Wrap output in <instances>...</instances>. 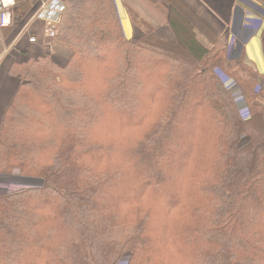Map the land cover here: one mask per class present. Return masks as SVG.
<instances>
[{
	"label": "trees",
	"instance_id": "obj_1",
	"mask_svg": "<svg viewBox=\"0 0 264 264\" xmlns=\"http://www.w3.org/2000/svg\"><path fill=\"white\" fill-rule=\"evenodd\" d=\"M133 1L176 39L64 0L70 61L12 66L0 177L40 186L0 194V264H264L263 76L179 0Z\"/></svg>",
	"mask_w": 264,
	"mask_h": 264
},
{
	"label": "crops",
	"instance_id": "obj_2",
	"mask_svg": "<svg viewBox=\"0 0 264 264\" xmlns=\"http://www.w3.org/2000/svg\"><path fill=\"white\" fill-rule=\"evenodd\" d=\"M116 4L123 31L128 39H135L141 33L134 30L138 25L132 21L131 13L143 21L141 26L161 30L162 27L152 18L145 9L133 0H113ZM187 7L196 18L218 35L233 39H241L242 28L245 21L259 23L264 28V15L259 14L253 8L259 7L264 12V4L258 0H179ZM255 5V6H253ZM65 5L64 0L28 1L15 0L12 9L13 23L6 28L0 27V122L13 97L17 93L21 80L11 74V68L15 63L26 62L29 59H39L51 56L61 66H65L71 59L72 53L68 49L58 46L54 37L50 35L48 27H53L61 21ZM171 27V26H167ZM165 31V29H164ZM159 31V39L171 40L170 33ZM173 34V33H172ZM174 36V34H173ZM35 39V42H31ZM199 39L206 44L205 38L199 34ZM245 51L249 65L259 71L264 80V56L261 46V33L252 38H246ZM264 84V81H262ZM24 180H3L0 184L12 183L13 188L28 187Z\"/></svg>",
	"mask_w": 264,
	"mask_h": 264
},
{
	"label": "built area",
	"instance_id": "obj_3",
	"mask_svg": "<svg viewBox=\"0 0 264 264\" xmlns=\"http://www.w3.org/2000/svg\"><path fill=\"white\" fill-rule=\"evenodd\" d=\"M28 1H32V2L42 1L43 2V0H28ZM14 6H15V0H0V27L1 28H6L12 25L13 23L12 9ZM253 9H257L258 11L255 10L256 12L264 15V12L259 7L256 6ZM261 29H262L261 24L245 21L242 31H241L242 32L241 39L232 40V42L230 43L229 54H231L233 57H237L244 49L245 45H244L243 39L258 36L261 33ZM47 32L50 35H52V37H55L56 28L51 26L50 24ZM35 41H36L35 39L31 40V42H35ZM228 88L232 91V93L238 94V96L240 97V99L242 100L244 104V107L246 108L243 110L246 111L247 106L244 102L242 94L240 90L238 89L237 85L234 82L229 83ZM15 175L17 174L15 173L13 176H6V177H0V178H2L3 180L11 181L16 178Z\"/></svg>",
	"mask_w": 264,
	"mask_h": 264
},
{
	"label": "rangeland",
	"instance_id": "obj_4",
	"mask_svg": "<svg viewBox=\"0 0 264 264\" xmlns=\"http://www.w3.org/2000/svg\"><path fill=\"white\" fill-rule=\"evenodd\" d=\"M253 6H255V5H253ZM256 7V6H255ZM254 10H257V9H254ZM258 11V10H257ZM164 29H165V31H164ZM134 30L136 31V33H138V32H140L141 33V36H138V34L136 35V37H135V39L134 40H136V41H138V40H140L142 37H143V35L145 34V32H144V30L142 29V28H140V27H138V26H135V28H134ZM161 31H164L163 33H162V37L163 38H166V32L167 33H170V37H171V40H174L175 39V33H174V31H173V29L171 28V27H162L161 28V30H159V29H155V31H154V35L155 36H160L161 34H160V32ZM174 34V36H173V34ZM262 79V78H261ZM262 81H264V80H260V83H261V85L262 86H264V84H263V82ZM233 95H234V97H235V100H236V102H237V104H238V107L241 109V110H243V109H246L245 107H244V104H243V102H242V100L240 99V97L238 96V94H236V93H233ZM242 113H243V116H244V118H246L247 117V113H246V111H242ZM16 180H18L19 178H15ZM14 179V180H15ZM19 180H22V179H19ZM23 180H25V179H23ZM25 184L26 183H28L27 184V186L28 187H25V188H31V187H34V186H40V183L39 182H37V181H33V180H29V179H26L25 180V182H24ZM11 184L12 183H8V184H0V194L1 193H4V192H10V191H15V190H18V189H22V188H13V187H11ZM127 259V258H126ZM123 264H128L127 263V261L126 262H123Z\"/></svg>",
	"mask_w": 264,
	"mask_h": 264
}]
</instances>
